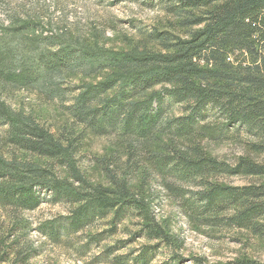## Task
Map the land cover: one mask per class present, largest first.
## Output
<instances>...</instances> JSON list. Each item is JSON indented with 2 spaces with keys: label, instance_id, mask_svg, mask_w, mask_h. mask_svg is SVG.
<instances>
[{
  "label": "trees",
  "instance_id": "obj_1",
  "mask_svg": "<svg viewBox=\"0 0 264 264\" xmlns=\"http://www.w3.org/2000/svg\"><path fill=\"white\" fill-rule=\"evenodd\" d=\"M151 5L165 22L141 30V48L112 51L61 31L45 34L40 18L0 4L5 9L0 19V264H28L40 254L31 232L57 244L102 224L106 230L87 235L81 245L79 251L86 253L128 219L136 220L132 239L146 245L136 256H114V264H150L162 249L170 264H178L181 241L156 218L160 198L198 227L264 238V0H154ZM70 75L104 76L71 85ZM18 92L35 93L39 103L56 106L68 124L56 132L23 103L14 107ZM241 136L248 139L245 155L234 164L204 151L206 143ZM99 137H116L125 145V161L115 171L110 159L99 160L108 187L91 184L82 170L83 151ZM154 143L160 147L152 149ZM139 171L143 176L134 191L131 181ZM222 177L250 181L222 184ZM153 181L160 191L153 193ZM42 203L60 205L67 213L33 226L26 214ZM110 251L106 248V256ZM190 260L205 264L198 257Z\"/></svg>",
  "mask_w": 264,
  "mask_h": 264
},
{
  "label": "rangeland",
  "instance_id": "obj_2",
  "mask_svg": "<svg viewBox=\"0 0 264 264\" xmlns=\"http://www.w3.org/2000/svg\"><path fill=\"white\" fill-rule=\"evenodd\" d=\"M154 0H3L0 4H10V7H19L24 12H30L40 18L46 28L45 34L50 31L58 34L60 31L71 40H80L90 46L112 51H128L141 48V30H150L159 27L166 18L158 8L152 6ZM3 6H0V19L4 20ZM151 47H153L151 45ZM104 75L95 78H82L77 75L66 77V82L71 85L95 83ZM20 103L25 108L32 110L35 117L46 125H51L54 131H59L68 124V117L52 104H41L36 100L35 93L18 92L13 100L14 107ZM248 139L241 136L238 140L221 143H206L203 145L206 154L212 158L234 164L244 156V143ZM162 143L166 140L162 139ZM154 143L151 148H159ZM125 145L116 137H99L90 141L88 148L83 151L82 170L93 185L110 186L105 172L101 169L99 160L110 159L113 171L125 161ZM259 160L262 156L258 157ZM142 171L131 181L134 191H138ZM250 179L222 177L218 182L222 184L242 185ZM151 190L160 191L153 181ZM157 204V203H156ZM158 223L172 236L181 241L178 264H193L190 258L198 257L205 264H227L237 260H251L264 262V238L254 237L249 232L242 230H225L198 227L192 224L177 208L166 199L159 200L156 209ZM65 207L42 203L34 212L26 214L32 225L66 215ZM126 220L120 226L117 234L106 237L97 245L91 244L89 251L81 253V245L86 244L87 235L96 234L106 227L96 223L86 233H78L69 237H62L60 243L53 244L39 237L36 232L29 235L35 247L40 248V254L29 261L28 264H114V256L127 257L129 253L136 256L142 246L143 240L133 238L136 227L133 222ZM126 228V230L124 229ZM134 240V241H133ZM106 248H111L106 256ZM103 256V261L96 263L95 258ZM106 256V257H105ZM167 250H158L151 259L150 264H170ZM126 260L128 258H125Z\"/></svg>",
  "mask_w": 264,
  "mask_h": 264
}]
</instances>
